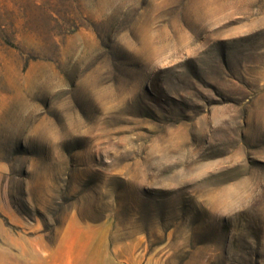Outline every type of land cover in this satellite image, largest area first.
Returning <instances> with one entry per match:
<instances>
[{
  "label": "rangeland",
  "instance_id": "rangeland-1",
  "mask_svg": "<svg viewBox=\"0 0 264 264\" xmlns=\"http://www.w3.org/2000/svg\"><path fill=\"white\" fill-rule=\"evenodd\" d=\"M0 264H264V0H0Z\"/></svg>",
  "mask_w": 264,
  "mask_h": 264
}]
</instances>
